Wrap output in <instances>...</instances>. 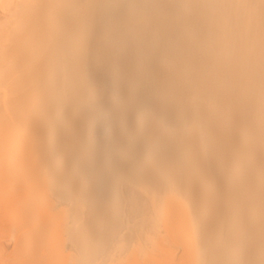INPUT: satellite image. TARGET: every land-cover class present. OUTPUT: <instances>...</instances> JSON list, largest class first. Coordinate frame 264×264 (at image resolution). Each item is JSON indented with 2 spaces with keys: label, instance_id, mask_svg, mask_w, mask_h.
<instances>
[{
  "label": "bare ground",
  "instance_id": "1",
  "mask_svg": "<svg viewBox=\"0 0 264 264\" xmlns=\"http://www.w3.org/2000/svg\"><path fill=\"white\" fill-rule=\"evenodd\" d=\"M0 7L7 18L0 264H264V0H0ZM98 70L110 94L85 86ZM72 81L77 102L87 100L76 136L61 142L55 125H74L61 115ZM127 106L144 126L128 134L120 129L129 125ZM96 109L107 112L105 157L93 151ZM121 137L124 148L140 142L144 150L120 156L117 167L145 178L130 179L135 188L124 199L125 178L106 160ZM57 172L71 224L54 208L60 197L49 175ZM177 183L186 190L174 192ZM145 198L155 215L139 244L133 229L122 232L121 210L125 200L130 218ZM200 203L213 208L204 212Z\"/></svg>",
  "mask_w": 264,
  "mask_h": 264
},
{
  "label": "rangeland",
  "instance_id": "2",
  "mask_svg": "<svg viewBox=\"0 0 264 264\" xmlns=\"http://www.w3.org/2000/svg\"><path fill=\"white\" fill-rule=\"evenodd\" d=\"M6 19L7 18L3 15V12L1 11V7H0V23L5 22ZM135 83L136 82H134V84ZM84 84H85V86H99L101 88L102 92L104 91L103 94H105L106 91H108L109 94L111 93L109 91L111 89L108 87L109 84H107V82H106V76H104V74L100 70H98L97 76H95L94 79H91V81H89V82L86 81ZM123 84H124L123 81H121L120 85H123ZM147 84L153 86V87L149 86L151 88H154V86H155V83H153V85H152V82L151 83H148L147 82ZM122 87H121V89H122ZM132 89L133 90H131L130 96H135V94H137L136 93L137 91H136L135 88H132ZM78 91H79V87L77 85H75L73 83V81H72V83L69 84V91H68L69 96H68V98L65 96V100L67 102L66 103V110L68 112H65V111L64 112H61V115L64 116V113L65 114L67 113L66 116H64L65 121L68 122V124L70 122L71 123L73 122L74 125L71 124L70 127L67 126V125H65L68 128V130H64V129H62L61 126L59 127L58 125H55V129L57 130V132H59V136H60L59 139H61V142L64 141V138H68L69 139V138L75 137L76 136V133L73 132L72 126H75L76 129H77V128H79L78 125H80L77 122L78 121L79 122L83 121L82 119H80V116L78 115L79 112H80V110H81L80 102L84 106L85 99L87 100V98L85 97V95H83V99L79 98L78 101H80V102L78 103L77 102V99L78 98H76L77 97V94L76 93H78ZM97 100L98 99H95V101H94V104L95 105H98L102 101L101 100V101L97 102ZM104 100L105 99L103 98L102 103L104 102ZM187 103L190 105V107L193 106L191 103H189V101ZM125 112H126V114L128 116V123H129V125H126V123H124L122 121L123 123L121 124L120 129L123 132H125L126 134L133 133L134 130L135 131L137 130V128H141V127L143 128L144 127V126H141V123H137L136 122L137 116H138V119H141V113H139L137 115L135 113L133 107H131V106H127L126 109H125ZM34 116L36 117L37 120L40 119L41 110L39 109V107L35 108ZM94 116L97 119V124L99 125L97 134H98V136L100 138V141L99 142H96L94 144L92 143L93 144V147H94L93 148L94 149L93 151L102 152L103 156L105 157L106 156V153H107V147H106V144H105V142H106L105 141V138H106V135L108 133L107 132V127L108 126L106 125V123L104 122V120L107 117V112L100 111V110L96 109L95 112H94ZM60 120L62 121L63 120V117ZM163 120H166L165 117H164ZM39 121H41V119ZM124 137H125V139H127L126 136H124ZM136 143H138L139 145L136 144ZM136 143H134V145L129 146L126 149V148L123 147L124 146L123 137L118 138L116 140V144H117L116 146H117V148H115V152H117V153L113 157L114 160L112 159L113 160L112 161V160H110V158L109 159L106 158V160H108L107 163L109 165L112 164L114 166L113 167L114 170H116L117 172H119L121 177L125 178L124 179V184H123L124 185V188H123V190L122 189L120 190V192H121L120 194H121V196H122L123 199H124V197L126 198V196H128V189H129V187L135 188V186H133L129 182L130 179H134L135 182H137V183H139L141 181L144 182V180H145V178L143 177V175L139 174V172L137 171V169H135V167H134V169L131 170V172H127L126 170H123V167L122 168L117 167L118 164H119V159H120L121 154H123V156H126L128 154V152L131 153V152H141V151H144L143 148H142V145L140 144V142H136ZM130 150H132V151H130ZM62 154H63V152H60V155H62ZM94 155H95V153H94ZM86 171H87V174H89V176L90 175H93V174L96 176V173H93L92 174L93 171L91 172L90 168H87ZM59 174L60 173L57 172V175H53V176L52 175H49L53 179V181L55 182V184H56L55 185V188H54L55 193L57 194V196L60 197V200L58 201V203L55 204L54 208L57 210L60 207L61 208L60 210L63 212L62 215L64 217V220L62 222H67V223L69 222V224H71L72 223V220L74 219V217H73V214L68 209V199H66L65 193L62 192V187L59 186L60 185L59 182H61V180H64L62 177H60ZM75 174H76V172H75ZM132 175H133V177H132ZM214 179L216 180L217 178L214 177ZM213 181L214 180H212V182ZM89 183L90 184H94V186H98L97 182H95V181H91ZM176 186L177 187L174 189V192H177V191H181L182 192L183 190H186V187H184L185 185L182 186L181 184H178L177 183ZM99 187H100L101 193L105 194V196L107 198L105 186L102 185V186H99ZM50 196H51V198H54L51 195V193H50ZM103 200H105V199H103ZM107 200H108V202H110L109 198ZM110 204H111V202H110ZM84 205H85V211L87 212V214H88L89 217H92L94 219V221L95 222H98V223L102 221L100 217L95 216L94 214H92L93 215L92 216L91 213H90V211H89V209L87 208L88 205L85 204V203H84ZM144 205H145V207H143L142 210H139L137 213H131L132 214L131 215L132 217H130V218H126V216L124 214L125 211L128 210V208L126 209V207H125L126 206L125 200H124V204H123L122 210H121L122 211V213H121L122 220L121 221H122L123 226H124L121 229L122 232L124 231V229H126L125 232H127L128 229H129V232H130L131 229H133L134 230L133 231L134 233L132 234L131 238H133V240H137V242H139V244L142 242V239L144 241H147L148 242V237L146 236L145 232L143 231V227H146L147 223L149 222V217H151V215H155L154 210H153V206H152V201L149 198H147V200L145 198L143 201H140V206H144ZM200 205H201V209L204 212H208L209 210H211L213 208L212 204L200 203ZM112 206H114L113 203H112ZM150 211H151V213H150ZM138 225H140L141 227H139ZM138 228H139V230L141 232V236H140V233H138V231H139V230H137ZM176 229H177V233H179L180 232V226H177ZM160 235L162 236V238L165 237V233L163 231L160 232ZM120 239H121L120 236L117 237V240H120ZM122 239L120 240V242L122 241ZM169 240H170V243L172 244V247H170L169 250H171V253L173 251L174 254H177L179 256L180 253H181V251H182L181 247L178 246L170 237H169ZM120 242L118 241L117 244H119ZM130 244L131 243H129V245ZM5 246L8 247L9 249L12 247V245L10 244V241H5ZM66 247H67V250H70L72 252V247H71V245H70L69 242L66 243ZM127 247H126V249H127ZM174 247H175V250H172V249H174ZM119 263H121V262H119Z\"/></svg>",
  "mask_w": 264,
  "mask_h": 264
}]
</instances>
